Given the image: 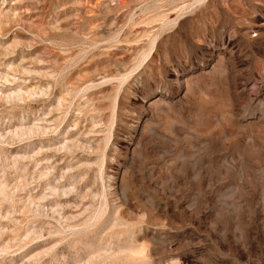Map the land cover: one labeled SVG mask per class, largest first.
Here are the masks:
<instances>
[{"label": "rangeland", "instance_id": "obj_1", "mask_svg": "<svg viewBox=\"0 0 264 264\" xmlns=\"http://www.w3.org/2000/svg\"><path fill=\"white\" fill-rule=\"evenodd\" d=\"M0 264H264V0H0Z\"/></svg>", "mask_w": 264, "mask_h": 264}]
</instances>
